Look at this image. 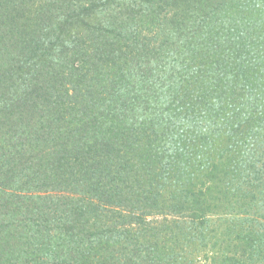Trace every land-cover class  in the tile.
<instances>
[{
    "label": "trees",
    "instance_id": "trees-1",
    "mask_svg": "<svg viewBox=\"0 0 264 264\" xmlns=\"http://www.w3.org/2000/svg\"><path fill=\"white\" fill-rule=\"evenodd\" d=\"M263 139L264 0H0V264H264Z\"/></svg>",
    "mask_w": 264,
    "mask_h": 264
},
{
    "label": "rangeland",
    "instance_id": "rangeland-1",
    "mask_svg": "<svg viewBox=\"0 0 264 264\" xmlns=\"http://www.w3.org/2000/svg\"><path fill=\"white\" fill-rule=\"evenodd\" d=\"M182 112L184 113V112H186V110H182ZM263 142H264V139L262 140ZM258 145H260V144H258ZM261 147V146H260ZM248 192V190H244L243 192ZM221 215H223V212H221V214H217V215H215V216H212V219H214L215 220V223L214 224H212V227H214V225L216 226V227H218V226H220L223 222H224V220L223 221H221L220 222V218L221 217H219V216H221ZM222 218H224V217H222ZM222 226V225H221ZM225 243V244H224ZM224 243H222V242H219V246H221L220 247V249L221 250H223L224 249V247L223 246H226V244L228 243V242H224ZM207 253V255H208V261L207 262H211V259L209 258L210 256H213V253H214V250H211V249H203L202 250V252H201V255L203 256V255H205ZM204 261H206L204 258H202Z\"/></svg>",
    "mask_w": 264,
    "mask_h": 264
}]
</instances>
